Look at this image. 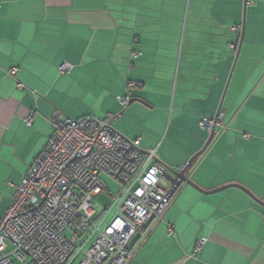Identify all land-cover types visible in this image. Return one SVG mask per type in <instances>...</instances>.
<instances>
[{
    "label": "crops",
    "instance_id": "0c3cea01",
    "mask_svg": "<svg viewBox=\"0 0 264 264\" xmlns=\"http://www.w3.org/2000/svg\"><path fill=\"white\" fill-rule=\"evenodd\" d=\"M129 82L147 105L119 102ZM223 99V125L189 177L205 192L243 190L183 185L131 264H264V0H0V221L54 113L119 115V134L182 168Z\"/></svg>",
    "mask_w": 264,
    "mask_h": 264
},
{
    "label": "built area",
    "instance_id": "2783aa9c",
    "mask_svg": "<svg viewBox=\"0 0 264 264\" xmlns=\"http://www.w3.org/2000/svg\"><path fill=\"white\" fill-rule=\"evenodd\" d=\"M241 30L232 28L236 34ZM139 55L134 51L131 59ZM60 71L67 74L72 67L62 65ZM16 73L14 69L11 75ZM137 87L129 82L128 95L118 97L124 107ZM119 117L73 120L54 113L52 136L16 186L14 201L0 221V264L132 263L163 221L171 199L161 187L158 146L143 148L139 138L119 134L112 124ZM224 117L220 111L204 118L201 129L211 134ZM27 124L33 125V116ZM104 177L118 185L116 192ZM101 196L107 204L99 201ZM173 233L169 227L168 235ZM136 236L139 241L130 246ZM206 242L200 238L195 253Z\"/></svg>",
    "mask_w": 264,
    "mask_h": 264
},
{
    "label": "water",
    "instance_id": "95a60500",
    "mask_svg": "<svg viewBox=\"0 0 264 264\" xmlns=\"http://www.w3.org/2000/svg\"><path fill=\"white\" fill-rule=\"evenodd\" d=\"M244 31H245V22L243 23V30H242V34H241V40H240V43H239L238 52H237L236 60H235L231 75L233 74V71L235 69L236 63H237L238 58H239L240 50H241V47H242V44H243V40H244ZM229 81H230V79H229ZM223 101H224V99L222 100V102H221V104H220V106L218 108L217 113H219L221 111L222 106H223ZM135 102H140L142 104L147 105L145 101H143L142 99H138V98L131 99L130 104H133ZM216 135H217V131L214 129L212 131V133L210 134V137H209L207 143L205 144V146L203 147V149L200 150L197 154H195V156H193L189 160V162L185 166H183L182 168H171V167H169L166 164L161 162V164H160L161 177H162V180H165V181L168 182L169 188L165 189V188L162 187V185H161V187L163 189H165V191L167 192L168 199H172L179 192L180 188L183 185L192 186V187L198 189L199 191H201L203 193H207V194H214V193L223 191V190H225L227 188H231V187H236V188L242 189L241 186L236 185V184H232V185H228V186H225L223 188H220L218 190H214L212 192H205V191L200 190L191 181V179L189 177L190 172L196 166V164L198 163L199 159L203 156V154L208 150V148L210 147V145L214 141V138L216 137ZM262 205L264 206V204H262Z\"/></svg>",
    "mask_w": 264,
    "mask_h": 264
},
{
    "label": "rangeland",
    "instance_id": "374dc122",
    "mask_svg": "<svg viewBox=\"0 0 264 264\" xmlns=\"http://www.w3.org/2000/svg\"><path fill=\"white\" fill-rule=\"evenodd\" d=\"M127 95H128V93H127ZM126 95V96H127ZM123 121H121L120 123H122ZM204 132H206V133H208V131L207 130H203ZM155 146V145H154ZM153 146V147H154ZM153 147H151V148H153ZM161 150V149H160ZM167 163V162H166ZM168 165V164H167ZM169 166V165H168ZM171 167V166H170ZM104 180L106 181V183H107V185H108V187L110 188V190L111 191H113V192H116L117 190H118V185L114 182V181H112V180H110V179H108V178H106V177H104ZM161 184H162V187L163 188H165V189H167V188H169V184H168V182L167 181H165V180H162L161 181ZM99 201L101 202V203H103V204H107L108 203V199L105 197V196H101L100 197V199H99Z\"/></svg>",
    "mask_w": 264,
    "mask_h": 264
}]
</instances>
